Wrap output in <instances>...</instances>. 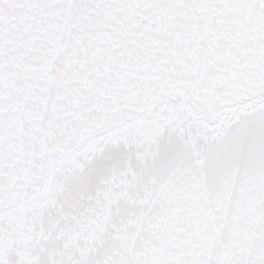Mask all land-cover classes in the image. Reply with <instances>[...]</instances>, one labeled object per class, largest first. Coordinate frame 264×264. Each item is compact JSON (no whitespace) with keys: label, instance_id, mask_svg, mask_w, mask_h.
Wrapping results in <instances>:
<instances>
[{"label":"snow or ice","instance_id":"1","mask_svg":"<svg viewBox=\"0 0 264 264\" xmlns=\"http://www.w3.org/2000/svg\"><path fill=\"white\" fill-rule=\"evenodd\" d=\"M0 264H264V0H0Z\"/></svg>","mask_w":264,"mask_h":264}]
</instances>
